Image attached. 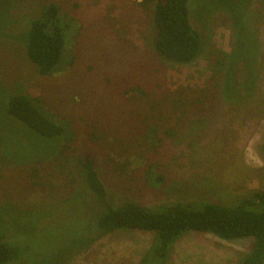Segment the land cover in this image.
<instances>
[{
    "label": "rangeland",
    "instance_id": "1",
    "mask_svg": "<svg viewBox=\"0 0 264 264\" xmlns=\"http://www.w3.org/2000/svg\"><path fill=\"white\" fill-rule=\"evenodd\" d=\"M49 2L70 25L61 67L45 76L23 40ZM140 2L0 0V97L4 89L37 98L71 134L43 138L0 98V235L21 257L9 264H142L151 232L120 229L81 244L98 215L78 179L87 156L114 204L231 206L264 192V0H188L207 45L189 64L157 54L152 13ZM216 51L227 55L223 68ZM228 76L235 83L223 86ZM252 243L189 231L166 264H236Z\"/></svg>",
    "mask_w": 264,
    "mask_h": 264
},
{
    "label": "trees",
    "instance_id": "2",
    "mask_svg": "<svg viewBox=\"0 0 264 264\" xmlns=\"http://www.w3.org/2000/svg\"><path fill=\"white\" fill-rule=\"evenodd\" d=\"M139 4L151 10L155 28L153 47L160 57L173 63L189 64L205 52L207 45L201 49L199 32L189 22L188 0H141ZM69 25L65 24L59 6L51 2L29 21L23 47L38 74L46 76L61 67L59 64ZM5 36L6 33L0 35ZM222 54L216 51L214 65L223 68ZM235 80V76L233 81L228 76L222 85L235 83ZM2 90V109L10 116L43 138L66 140L71 137L65 123L55 120L37 98L22 92L10 94ZM78 179L93 195L98 214L93 225L85 231L81 243L83 247L120 229L147 231L153 234L140 263L166 264L173 244L180 236L189 231L209 232L227 240L252 238L250 250L236 264H264V192L253 190L231 206L210 201L173 202L156 207L128 200L114 204L108 199L107 189L89 156L80 161ZM4 212L1 205L0 222L6 218ZM10 240L8 233L0 235V264H9L21 258L19 248Z\"/></svg>",
    "mask_w": 264,
    "mask_h": 264
}]
</instances>
